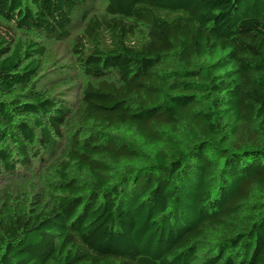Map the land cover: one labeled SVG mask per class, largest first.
Masks as SVG:
<instances>
[{
  "label": "trees",
  "instance_id": "trees-1",
  "mask_svg": "<svg viewBox=\"0 0 264 264\" xmlns=\"http://www.w3.org/2000/svg\"><path fill=\"white\" fill-rule=\"evenodd\" d=\"M90 1L0 0V180L60 147L0 190V264H264V0H106L69 116L18 35L66 39Z\"/></svg>",
  "mask_w": 264,
  "mask_h": 264
},
{
  "label": "rangeland",
  "instance_id": "rangeland-1",
  "mask_svg": "<svg viewBox=\"0 0 264 264\" xmlns=\"http://www.w3.org/2000/svg\"><path fill=\"white\" fill-rule=\"evenodd\" d=\"M105 5L106 0H91L86 7H81L80 10L75 11L72 15L71 25L68 28L69 37L66 39L59 40L51 36L30 38L26 35H18L38 41L45 47V54L41 59L37 78V90L45 93L53 102L65 104L70 111L69 116L75 112L81 98V91L88 82L87 77L75 60L72 51L73 44L76 38L82 34L86 20L91 16L103 13ZM84 12L87 13L86 19L82 18ZM135 41V39H129L130 43ZM103 43L108 46L107 37H103ZM59 143L62 146V140ZM59 149L60 147L51 155L42 152L38 146H35L32 152L37 151V154L31 158L32 168L26 171L18 169L14 178L10 179L4 175L0 180V190L11 183L33 182L38 183V185L44 184V171L49 165L53 164L54 159L58 156Z\"/></svg>",
  "mask_w": 264,
  "mask_h": 264
}]
</instances>
